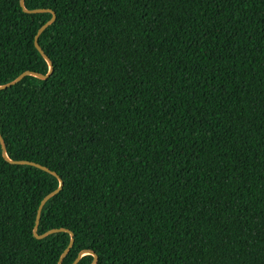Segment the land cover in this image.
Wrapping results in <instances>:
<instances>
[{
  "label": "trees",
  "instance_id": "obj_1",
  "mask_svg": "<svg viewBox=\"0 0 264 264\" xmlns=\"http://www.w3.org/2000/svg\"><path fill=\"white\" fill-rule=\"evenodd\" d=\"M0 136V264H264V0H0Z\"/></svg>",
  "mask_w": 264,
  "mask_h": 264
},
{
  "label": "water",
  "instance_id": "obj_2",
  "mask_svg": "<svg viewBox=\"0 0 264 264\" xmlns=\"http://www.w3.org/2000/svg\"><path fill=\"white\" fill-rule=\"evenodd\" d=\"M47 24H49V22H48ZM47 24H45L44 26H42V27L40 28L39 32H41ZM36 45H37V44H36ZM50 67H51V64H50ZM22 75H23V74H22ZM22 75H20V76L17 78V80H18ZM41 77H44V76H41ZM11 84H12V83H11ZM0 142H1V145H2V148H3V151H4L5 148H4V143H3V140H2V138H1V136H0ZM3 153H4V155H5V152H3ZM5 156H6V155H5ZM38 217H39V212H38V214H37V219H38ZM37 237H40V236H37Z\"/></svg>",
  "mask_w": 264,
  "mask_h": 264
}]
</instances>
